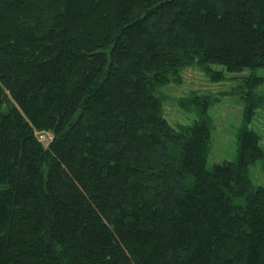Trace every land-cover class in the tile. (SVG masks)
Instances as JSON below:
<instances>
[{
	"label": "trees",
	"instance_id": "obj_1",
	"mask_svg": "<svg viewBox=\"0 0 264 264\" xmlns=\"http://www.w3.org/2000/svg\"><path fill=\"white\" fill-rule=\"evenodd\" d=\"M191 66L251 72L210 168L209 95H158ZM257 69L264 0H0V264H264Z\"/></svg>",
	"mask_w": 264,
	"mask_h": 264
},
{
	"label": "rangeland",
	"instance_id": "obj_2",
	"mask_svg": "<svg viewBox=\"0 0 264 264\" xmlns=\"http://www.w3.org/2000/svg\"><path fill=\"white\" fill-rule=\"evenodd\" d=\"M218 69L221 67L216 66ZM250 71L227 74L225 80H213L199 66H191L181 73V82H172L162 87L158 95L163 100L165 117L172 125H188L197 119L194 106L188 107V99L195 95L207 96L213 101L209 114L213 133L208 168L224 160H232L237 149V132L243 122L244 103L241 100L242 81ZM264 77V69L252 72ZM260 102L252 127L261 135L264 147V84L256 90ZM250 177L256 186L264 184V160L251 166Z\"/></svg>",
	"mask_w": 264,
	"mask_h": 264
},
{
	"label": "built area",
	"instance_id": "obj_3",
	"mask_svg": "<svg viewBox=\"0 0 264 264\" xmlns=\"http://www.w3.org/2000/svg\"><path fill=\"white\" fill-rule=\"evenodd\" d=\"M38 138L44 145L50 144L54 139L53 135L50 132H40L38 134Z\"/></svg>",
	"mask_w": 264,
	"mask_h": 264
}]
</instances>
